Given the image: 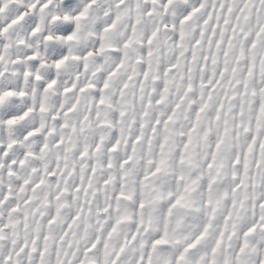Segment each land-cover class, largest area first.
I'll use <instances>...</instances> for the list:
<instances>
[{"label": "snow or ice", "instance_id": "obj_1", "mask_svg": "<svg viewBox=\"0 0 264 264\" xmlns=\"http://www.w3.org/2000/svg\"><path fill=\"white\" fill-rule=\"evenodd\" d=\"M0 264H264V0H0Z\"/></svg>", "mask_w": 264, "mask_h": 264}]
</instances>
